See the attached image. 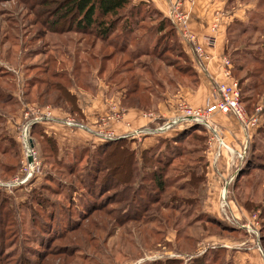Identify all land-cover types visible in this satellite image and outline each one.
Listing matches in <instances>:
<instances>
[{
	"label": "rangeland",
	"instance_id": "374dc122",
	"mask_svg": "<svg viewBox=\"0 0 264 264\" xmlns=\"http://www.w3.org/2000/svg\"><path fill=\"white\" fill-rule=\"evenodd\" d=\"M237 1L234 0V2ZM250 1L255 3V9L247 13L244 23L234 28V32L231 31V35L227 36V43L234 37L235 30L237 31L240 27L251 28L255 25L258 32L248 31L236 43L227 44V52L232 53L235 49L238 53L246 50L252 53L259 51V57L264 58V0ZM31 2L32 0H0V138L8 137L12 141V143L10 141L4 143L10 146L6 150H3V146L0 145V163L14 165L9 170L0 165V182L9 183L24 175L23 143L19 139V134L24 127L37 164L32 168V175L25 184L9 189L0 188V264H203L205 261L212 264L213 254L209 252V249L212 245H219L217 243L220 242L231 244V250L235 249L232 247L237 246V248L245 247L247 250L252 248L256 251L257 243L264 256V239H260V226L261 223L264 224V172L250 171L247 176L239 180L235 189L231 187L234 174L238 173L239 167L243 165L242 154L251 152L247 143L242 146L243 152L231 158L232 165L240 162L241 166L232 168L226 178L229 184L227 194L225 192V202L218 199L211 201L215 199L214 195L213 198L209 196L210 200H207L206 182L202 192L199 191L200 189L196 191L197 194L201 192L199 194L201 196L197 198L199 208H191L189 203L175 202V205H180L178 206L180 208H175L176 212H170L171 206L167 210H158L157 206H152V212L149 215L141 213L143 217L149 216L148 220L157 221L150 224L149 229L139 228L131 221L117 222L115 216L119 217V212L116 214V209H121L123 201L126 202L129 199L130 191H126L127 188L122 185H119L121 188L113 186L114 182L110 178L109 171V165H112L111 160L103 161L104 158L93 154V147L103 143L98 137L61 125L68 135L84 132L90 137L88 142L75 146L84 147L87 150L85 157L69 171L62 168L59 170L54 160H52L53 167L52 163L49 165V162H42L41 154L44 153L47 158L48 154L39 147L37 142L32 141L31 125H28L29 121L36 117L49 113L55 120L68 118L113 141L128 139L125 135L135 130L130 129L127 122L122 123L127 109L134 108L140 111V116H144L152 113L153 107L149 110H141L127 105L124 102V88L118 89L114 84H107L104 76L102 78L97 74L98 62L93 60L89 64L85 62V56L96 55V49L101 47V44L98 41L94 42L93 47H96L93 49L90 37H81L78 34L56 35L48 32L40 24L41 18H34L35 10H30L29 7ZM260 18L262 21L259 20ZM175 34L179 38L176 32ZM179 41H181L180 38ZM102 50V53L108 54L111 49ZM108 65L103 75L109 70L110 65ZM247 66L252 67V64ZM138 68L140 69L139 66ZM231 68L232 64L230 75L236 82ZM139 69L137 73L141 72ZM82 73L85 75L82 76ZM29 79H33L30 84ZM34 80L37 82L32 85ZM50 82L54 84L51 85ZM62 89L67 92L64 103L70 104L61 103ZM51 90L55 92L50 93L49 96L55 97L50 101L56 105L46 102L48 101L47 93ZM167 91L171 95L174 92V90ZM35 93L39 95L43 103L37 102ZM263 93L264 87L261 94ZM97 96L101 99V103L100 100H96ZM176 103L172 104L173 112ZM101 104L103 107L106 106L104 114L96 113L85 118L88 106L98 109ZM72 108L75 110L74 113L70 112ZM56 109L62 114L56 116L54 114ZM174 116L176 114L171 117ZM157 120L152 123L157 125ZM210 120L212 122V119ZM116 123H120L122 130H125L116 131L112 128L114 127L112 124ZM216 126L220 134L221 125ZM260 126H264V118L259 119L257 126L249 130L250 133L254 134ZM186 127H181L180 130ZM127 128L129 130H126ZM41 131L44 133L42 126ZM203 132L205 146L213 147L214 142L209 140L205 129ZM71 137L70 135L67 138ZM260 139L258 151L264 149V135ZM65 144L57 145L56 143L59 155L63 152L70 153L75 148L65 149L67 148ZM185 145L180 144V149H183ZM214 146L213 153L216 151V144ZM187 147L188 145L185 148ZM130 149L135 151L138 169L133 179L139 181L140 176L144 174L139 170L141 151L136 143L133 147L130 143ZM254 153L260 155L257 151ZM194 158L195 155H189L174 161L173 165L181 168H170L167 177L177 178ZM257 160L264 167V156H258ZM146 166L149 169L158 167L155 163H149ZM146 166L144 169L147 168ZM181 177L183 176L179 179ZM101 179H104V183L98 185ZM143 186L147 188L146 180ZM176 195L190 196L187 192L179 191L176 184H173L162 195L160 201L171 200ZM84 200L92 201V205L83 208ZM245 200L252 201L254 205L249 203L247 210H244L242 202ZM168 202L170 205L173 204ZM191 210L193 211L190 217L183 218L184 214L190 213ZM208 212H213L218 217L216 219L230 227H235L237 223L248 230L241 228L236 233H219L218 229L212 228L210 229L212 234H209L204 222L186 229V224L192 217L198 213L211 215ZM176 218L182 219L174 225L173 221ZM148 220L146 221L149 222ZM119 225L122 227L118 228ZM254 228L257 242L255 236L249 231H253ZM179 229L185 233L178 234ZM241 240L243 241L239 243ZM233 252H217L216 260L220 256L218 264L226 262L234 264Z\"/></svg>",
	"mask_w": 264,
	"mask_h": 264
},
{
	"label": "trees",
	"instance_id": "16d2710c",
	"mask_svg": "<svg viewBox=\"0 0 264 264\" xmlns=\"http://www.w3.org/2000/svg\"><path fill=\"white\" fill-rule=\"evenodd\" d=\"M29 7L30 10H35L33 14L34 18H41L40 24L52 34H78L81 37H90L92 38L91 47L94 46V42L98 41L101 47L96 49L97 56L93 54L89 56L87 54L85 62L87 64L92 62V60L98 62L99 69H97V74L102 78L104 76L107 84H114L118 89L124 88V102L127 105H132V107L141 110H149L161 100L160 93L167 90H175L178 86L194 82L196 79L192 65L176 37L172 24L168 19L162 17L147 1L32 0ZM259 20L262 21V18ZM240 25V22L235 21L229 24L226 30V38L228 35H231V31L234 32V28H238ZM248 31L252 33L258 32V29L255 25L251 28H248V26L240 27L237 31L235 30L234 37L227 44L236 43ZM105 48L111 49L108 54L102 53V49ZM226 51L227 48L225 53ZM228 54L229 61L232 64L231 72L236 79L239 90V102L249 112L256 105V100L263 91L264 58L259 57V51L252 53V51L246 50L243 53H238L235 49L232 53ZM108 64L110 65L109 70L103 75ZM248 64H252V67L247 66ZM137 69L141 72L137 73ZM240 73L242 75H238ZM83 75L85 74L82 73ZM175 78L180 79V81L178 79L174 80ZM32 80L29 79L28 83L30 84ZM36 82L34 80L32 85H35ZM39 84H43V82H39ZM50 84L52 85L54 82H50ZM46 85L48 86V84ZM61 91V103L70 104L69 102L64 103L67 97L65 89ZM54 92L51 90L47 93L48 101L46 102L56 105L50 101L55 96H49L50 93ZM36 100L43 103L38 94ZM70 112L74 113L75 110L72 108ZM203 129L200 125L191 124L181 129L172 137L158 138L153 146L142 150L140 153L141 163L139 170L144 174L140 176L139 181H134L136 179H133L138 169L135 162V151L130 149V139L123 138L103 142L93 147L94 155L96 154L100 158H104L103 161L111 160L112 165H109V171L110 178L114 182L113 186L118 187L122 185V187L127 188L126 191H130L129 199L126 202L123 201L121 209H116V214L119 212V217L115 216L117 222L122 220L126 222L131 221V223L139 228L149 229V225L157 221L155 219L148 220L150 217H143L141 213L149 215L152 212V206H157L156 209L158 210H167L171 206L170 212H176L175 208H180L178 207L180 205H175V202L181 204L189 203L191 208H199L197 198L201 196L199 194L206 183V161L203 155L205 136ZM263 130L264 126H260L255 131L248 147L251 149V152L245 155L242 167L234 175L231 185L232 189H235L239 180L247 176L250 171L256 172L262 170L264 172L263 164L257 160L258 156H264V149L262 151L260 149L259 151L257 150L261 141L260 138L264 135ZM30 136L32 141L37 142L39 147L44 149L46 154H48V158L44 153L41 154L42 162H49L50 165L52 160H54L59 170H61L60 168L67 169L68 171L71 170V167L80 163L85 157V153H87L84 147H75L72 152H63L62 155H59L55 140L45 135L41 131V125L37 123L31 124ZM7 141L12 143L8 137L0 138V145L3 146V150L10 147L4 144L9 143ZM261 143L263 144V142ZM180 144L186 145L183 149H180ZM187 145L188 147L185 148ZM255 151L260 155L254 153ZM189 155H195L194 160L190 162L189 166L177 178L170 179L171 177H167V172L170 168H181L177 165L174 166V161ZM149 163H155L158 167L156 169H149L146 166ZM0 165L7 170L14 167V165L2 162ZM51 166L53 167V163ZM103 166L106 168L105 165ZM144 166L147 168L144 169ZM180 176L183 177L179 179ZM145 180L148 184L147 188L143 186ZM180 180L182 181L178 183ZM103 183L104 179H101L98 185ZM173 184H176L179 191L187 192L191 197H178L176 195L171 200H168L173 203L171 205L168 201H160L162 195ZM119 188L121 187L119 186ZM198 190L201 191L199 194L196 192ZM83 202V208L92 205V201L90 200H84ZM249 203L254 205L249 200L242 202L244 210H247L246 208ZM139 211L140 213L138 214ZM192 211L187 214L185 213L183 218H189ZM178 214L180 215V212ZM181 219L176 218L173 221L174 225ZM201 222H204V226L209 230V234H212V228L218 229L219 233H236L238 231L206 213H198L192 217L186 224V229H190L192 225L201 224ZM120 227L122 225L118 226V228ZM260 231V239L263 240L264 224L262 225V223ZM184 233L185 231L178 230V234ZM220 251L224 250L222 248L209 249V252L213 254L211 257L212 264L214 262L218 264L220 256L216 260V254ZM209 263L205 261L203 264Z\"/></svg>",
	"mask_w": 264,
	"mask_h": 264
},
{
	"label": "crops",
	"instance_id": "0c3cea01",
	"mask_svg": "<svg viewBox=\"0 0 264 264\" xmlns=\"http://www.w3.org/2000/svg\"><path fill=\"white\" fill-rule=\"evenodd\" d=\"M143 1H147L148 3H150L151 6L162 15V17L168 19V21L170 22L168 11L169 8H171V6L174 4L175 0ZM255 7V3H252V1L250 0H238L237 2H234V0H183L180 3V11L187 16V19L185 21L186 31H188L189 34L194 37L195 44L201 49L204 57L201 59V68L196 69L192 63L193 55L189 47L184 45L182 41H179V38L176 36L187 59L191 62L196 79L194 82L178 86L174 90L172 95L168 91H164L161 94V100L158 102V104L153 106L152 112L153 116L158 119L156 122L157 125L161 123V121H166V119L171 118V116L173 115L172 104L174 102L176 103L178 101H183L192 108H202L204 107L207 100H211V98L213 97L212 91L215 83H221L224 81L220 73V62L223 58H226L229 61V54L227 51L225 53V50L227 48V27L234 21L244 23L247 18V13L253 11ZM229 63L231 65L230 61ZM263 97L264 93L257 98L255 104H258ZM96 100H100L101 103V99H99L98 96ZM240 106L244 111L245 118H248L252 115L254 108L251 111L247 112L242 104H240ZM105 107H103L102 104L101 106H98V109H92L91 106H88L85 111V118L91 117L92 114L95 115L96 113L98 115L104 114L106 111ZM263 111L264 107L259 113V119L264 118ZM54 114L56 116H59L62 114V112L56 109ZM149 119L151 118L140 116V111L133 108L126 110L125 115H123L122 123L123 121L127 122L130 129H137L139 127L153 128L155 123L150 122ZM211 119L214 125L215 123L218 126L219 124L221 125L220 134L218 132V127L216 125L215 127L218 132V138L226 146L227 149L220 148L217 157L218 159L214 162L212 160V150L215 148V143L211 148L205 146V149L203 151V155L206 161V182L208 186L207 200H210L209 196L213 198L214 195L215 199L211 201H216L217 199L218 201H221V192L224 190L227 194V186L229 183H227L226 178L228 174L232 171V168L236 167L237 165L241 166L239 161V163L232 165L231 158L232 156L238 155L239 153L243 152L244 149H242V146L246 143L249 144L255 133L251 134L249 132L248 137L245 139V137H242L243 132L240 129L238 122L232 117L221 114H214ZM41 126L43 127L44 133L47 136L52 137L56 141L57 145L66 143L65 145H67V148L65 149H71L72 147L83 145L85 142H88L90 140V137L84 132H75L68 135L66 129H64L55 121L42 123ZM112 126H114L112 128H114L116 131H118L119 129L122 130L120 123L112 124ZM124 130L125 129H123L122 131ZM126 130L129 129L127 128ZM179 131L180 128H175L166 131L159 136L149 135L139 139L132 138L133 140H130L131 146L133 147L136 143L137 148L142 151L153 146L158 138H169L174 136ZM70 135L72 137L67 138L70 137ZM244 155L245 153L242 154V159L245 157ZM208 213H210L211 216L218 218L213 212ZM235 229L238 230L237 228ZM242 241L243 240H241L239 243H241ZM217 244L219 245H212L211 249L222 248L224 251H234V264H264V256L262 252H260L261 250L259 251L257 248L256 251L252 248L247 250L245 247L237 248V246H234L232 248L235 249L231 250V244H223L222 242ZM235 260H237V262Z\"/></svg>",
	"mask_w": 264,
	"mask_h": 264
},
{
	"label": "built area",
	"instance_id": "2783aa9c",
	"mask_svg": "<svg viewBox=\"0 0 264 264\" xmlns=\"http://www.w3.org/2000/svg\"><path fill=\"white\" fill-rule=\"evenodd\" d=\"M183 0H175L174 4L169 8L168 15L169 20L181 39V41L189 47L192 55L193 60L192 63L196 69H200L201 59L204 57L202 54L201 49L195 44L194 37L189 34L188 31H186L185 28V21L187 19V16L180 11L179 5ZM221 67H220V73L224 79L221 83H215L213 87V97L211 100H207L205 102L204 107L202 108H192L183 101H178L174 107L173 114H176V116L169 118V120L164 121L161 124L154 125L153 128H141V129H135L133 131H130L125 135V138H143L146 136H159L162 135L164 132L175 129V128H181L186 127L190 124H196L202 126L205 131L208 134L209 140L213 141L216 144V151L213 153V160L215 161L219 154V149L224 148L227 149L226 146L221 142V140L218 138L217 135V129L211 122V117L214 114H221L226 115L229 117H232L235 119L240 129L242 130L245 139L248 137L249 130L254 129L259 120V113L261 112L262 108L264 107V97L259 101L258 104L255 105L253 113L250 117L245 118L244 111L242 107L239 104V93H238V87L237 83L232 80V77L230 75V63L228 59L223 58L221 60ZM146 118L149 119L150 122H153L156 120V117L153 116L152 113L144 115ZM66 120H55L49 113L41 115V117H36L32 121H29L28 125H31L33 123H42V122H51L55 121L58 124L73 128V129H79L84 132H87L88 134H91L95 137H98L103 142L104 141H110L111 138H108L105 135L103 136L101 133H97L96 131H91L87 129L86 127L76 124L73 121H71L68 118H65ZM19 139L22 140L23 143V163H24V175L22 177H19L18 180L9 182V183H3L0 182V188L3 189H9L13 186H21L27 182V180L32 175V168L36 166L35 161V153L33 152V149L31 148L30 140L26 138L25 135V127L22 128ZM28 143V144H27ZM246 143V142H245ZM30 159V161H28ZM225 198V191L223 190L220 195V200L224 202ZM235 227L237 229H245L248 230L245 227H240L235 223ZM253 236H255V240L257 242L256 237V230L255 228L252 230H249ZM256 248L260 251V248L258 244L256 243ZM264 262V259H263Z\"/></svg>",
	"mask_w": 264,
	"mask_h": 264
},
{
	"label": "water",
	"instance_id": "95a60500",
	"mask_svg": "<svg viewBox=\"0 0 264 264\" xmlns=\"http://www.w3.org/2000/svg\"><path fill=\"white\" fill-rule=\"evenodd\" d=\"M28 161H30V159H28Z\"/></svg>",
	"mask_w": 264,
	"mask_h": 264
}]
</instances>
